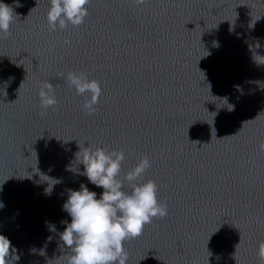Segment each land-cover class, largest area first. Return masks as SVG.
Segmentation results:
<instances>
[{
    "label": "water",
    "instance_id": "obj_1",
    "mask_svg": "<svg viewBox=\"0 0 264 264\" xmlns=\"http://www.w3.org/2000/svg\"><path fill=\"white\" fill-rule=\"evenodd\" d=\"M0 2L17 16L0 38V235L13 264H66L67 190L103 192L80 175L89 146L123 149L121 178L147 156L143 179L167 204L125 242L127 264H259L264 0H91L83 24L55 31L50 0ZM69 72L100 82L93 115ZM44 82L58 103L41 115Z\"/></svg>",
    "mask_w": 264,
    "mask_h": 264
},
{
    "label": "clouds",
    "instance_id": "obj_2",
    "mask_svg": "<svg viewBox=\"0 0 264 264\" xmlns=\"http://www.w3.org/2000/svg\"><path fill=\"white\" fill-rule=\"evenodd\" d=\"M90 3L91 0H50L47 13L49 29L63 30L69 24L79 27L89 14L87 6ZM133 3L143 5L146 0H133ZM15 6L22 5L16 3ZM15 17L17 16L14 15L13 7L0 2V38L11 34L10 25ZM65 43L71 42L66 40ZM58 75L64 77L63 73ZM64 78L78 96L85 97L82 108L86 114L93 115L102 96L100 82L90 80L83 72H69ZM11 80L14 77H9V81ZM39 97L43 110L41 115L58 103L54 87L49 82L42 84ZM259 150L264 152V142L260 143ZM78 153L80 163L84 166L80 175L86 176L90 183L102 188L103 192L97 199V193L90 191L84 184L80 185L78 191L67 190L68 199L63 210L71 217V222L61 221L66 227L59 233L62 247L66 246L72 253L66 264H127L125 242L141 236L145 226L152 223L153 218H164L167 215V204L159 201L157 197V184L153 180L143 179L152 166L151 161L147 156L140 158L121 178V167L125 160L123 149L107 151L101 147L93 149L89 146ZM53 181V184L61 182ZM125 182L131 189L130 192L124 190ZM46 191L50 192L51 187ZM3 207L0 203V208ZM46 225L50 231H56L55 225L49 222ZM51 239L49 236L48 241ZM15 253L16 249L12 247L11 241L0 235V264H13V261H18L20 257ZM211 255L209 252V257ZM257 257L259 264H264V241L258 245ZM216 259L219 260L220 257L217 256Z\"/></svg>",
    "mask_w": 264,
    "mask_h": 264
}]
</instances>
